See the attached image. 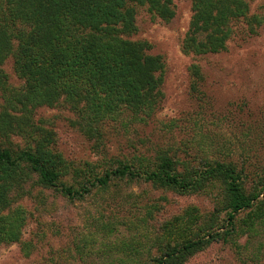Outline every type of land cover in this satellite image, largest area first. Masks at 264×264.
I'll return each mask as SVG.
<instances>
[{
	"label": "trees",
	"instance_id": "16d2710c",
	"mask_svg": "<svg viewBox=\"0 0 264 264\" xmlns=\"http://www.w3.org/2000/svg\"><path fill=\"white\" fill-rule=\"evenodd\" d=\"M250 1L192 0L183 51L204 56L226 50L242 18L255 34L264 16L250 15ZM137 6H147L166 21L176 15L174 0H0V247L19 243L24 257L32 255L33 243L23 238L29 218L25 200L44 205V191L53 189L69 201H81L105 193L119 180L204 195L213 200V209L203 212L191 205L160 219L162 209L154 202L128 220H99L76 241L83 257L98 252L104 257L100 264H188L222 242L249 255L242 264H260L264 174L252 175L226 147H214L197 161L180 157L177 148L161 149L154 158L116 159L100 170L101 163L76 166L67 160L54 147V131L36 118L39 107L64 104L74 112L72 125L98 148L106 121L125 113L138 120L154 114L163 94L165 63L151 52L150 42L130 38L138 30ZM10 56L22 81L19 87L11 86L2 67ZM190 73L197 79L192 91L199 92V63L190 65ZM13 135L22 136L24 145L15 144ZM122 226L132 232L129 240L107 241ZM243 235L249 238L245 244ZM257 238L259 245L250 249ZM98 240L103 247L96 246Z\"/></svg>",
	"mask_w": 264,
	"mask_h": 264
},
{
	"label": "rangeland",
	"instance_id": "374dc122",
	"mask_svg": "<svg viewBox=\"0 0 264 264\" xmlns=\"http://www.w3.org/2000/svg\"><path fill=\"white\" fill-rule=\"evenodd\" d=\"M174 3L176 15L170 21L156 17L147 6H137L138 30L130 37L150 42L151 52L164 59L163 94L151 117L131 119L125 113L118 120L106 121L102 127L104 140L98 148L72 125L74 112L64 104L39 107L37 120L54 131L55 149L76 166L101 163L98 165L102 170L116 159L137 162L136 157L154 158L159 150L172 147L179 149L180 157L197 161L221 146L252 175L264 174V22L255 34H250L246 29L249 22L245 18L237 20L226 50L194 56L182 48L193 15L192 0ZM254 14L264 16V0L250 1V15ZM194 62L199 63L203 75L199 92L192 91L197 81L190 73ZM2 67L11 86L19 87L22 81L11 56ZM2 106L0 91V110ZM12 138L15 144L24 145L22 136ZM43 197L44 205L33 199L24 201L29 218L23 238L33 243L32 255L24 257L19 243L3 245L0 264H100L104 258L100 253L83 257L76 248V241L99 220H128L144 214L143 205L154 202L162 209L157 213L160 219H168L191 205L203 212L211 211L214 205L204 195L180 194L150 183L119 180H114L105 193L94 192L81 201H69L53 189L44 191ZM137 203H141L140 207L135 206ZM131 233L122 226L107 241L129 240ZM248 239L243 235L240 241L245 244ZM259 240L252 239L249 248L256 249ZM99 243L103 247L99 240L96 246ZM243 256L249 255L238 253L230 244L216 242L190 258L188 264H242ZM260 264H264V255Z\"/></svg>",
	"mask_w": 264,
	"mask_h": 264
}]
</instances>
